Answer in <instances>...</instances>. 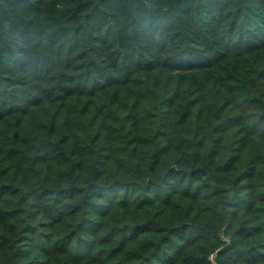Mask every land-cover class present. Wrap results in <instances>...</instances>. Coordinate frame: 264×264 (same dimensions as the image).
<instances>
[{
  "label": "trees",
  "instance_id": "obj_1",
  "mask_svg": "<svg viewBox=\"0 0 264 264\" xmlns=\"http://www.w3.org/2000/svg\"><path fill=\"white\" fill-rule=\"evenodd\" d=\"M0 264H264V0H0Z\"/></svg>",
  "mask_w": 264,
  "mask_h": 264
}]
</instances>
